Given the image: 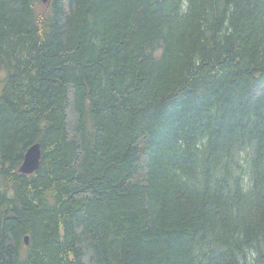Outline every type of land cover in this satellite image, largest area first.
Here are the masks:
<instances>
[{
	"label": "trees",
	"instance_id": "trees-1",
	"mask_svg": "<svg viewBox=\"0 0 264 264\" xmlns=\"http://www.w3.org/2000/svg\"><path fill=\"white\" fill-rule=\"evenodd\" d=\"M0 264H264V0H0Z\"/></svg>",
	"mask_w": 264,
	"mask_h": 264
},
{
	"label": "water",
	"instance_id": "water-1",
	"mask_svg": "<svg viewBox=\"0 0 264 264\" xmlns=\"http://www.w3.org/2000/svg\"><path fill=\"white\" fill-rule=\"evenodd\" d=\"M48 2L49 0H42ZM41 160V146L39 143L31 145L24 155V160L20 166L22 173H31L38 169ZM26 243H28V237H26Z\"/></svg>",
	"mask_w": 264,
	"mask_h": 264
},
{
	"label": "bare ground",
	"instance_id": "bare-ground-1",
	"mask_svg": "<svg viewBox=\"0 0 264 264\" xmlns=\"http://www.w3.org/2000/svg\"><path fill=\"white\" fill-rule=\"evenodd\" d=\"M257 76V75H256ZM244 91V90H243ZM29 236V235H28ZM30 241V240H29ZM29 243V242H28ZM26 244V243H25Z\"/></svg>",
	"mask_w": 264,
	"mask_h": 264
}]
</instances>
